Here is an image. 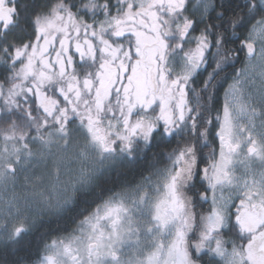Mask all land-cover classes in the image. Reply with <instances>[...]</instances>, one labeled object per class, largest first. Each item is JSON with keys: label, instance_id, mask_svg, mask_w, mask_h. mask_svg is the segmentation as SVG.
Wrapping results in <instances>:
<instances>
[{"label": "snow or ice", "instance_id": "6c2138e0", "mask_svg": "<svg viewBox=\"0 0 264 264\" xmlns=\"http://www.w3.org/2000/svg\"><path fill=\"white\" fill-rule=\"evenodd\" d=\"M0 249L264 264V0H0Z\"/></svg>", "mask_w": 264, "mask_h": 264}, {"label": "trees", "instance_id": "16d2710c", "mask_svg": "<svg viewBox=\"0 0 264 264\" xmlns=\"http://www.w3.org/2000/svg\"><path fill=\"white\" fill-rule=\"evenodd\" d=\"M21 4L28 3L30 0H19ZM115 175V173H113ZM64 221H58L56 219L49 220L45 217L43 220L39 221V225L34 231L26 235L19 244L20 251L18 255L24 256L29 253L35 252L36 245L41 237L47 239L55 236L63 227H66ZM7 257L9 260L13 259V256L10 252H6L3 249H0V258Z\"/></svg>", "mask_w": 264, "mask_h": 264}, {"label": "rangeland", "instance_id": "374dc122", "mask_svg": "<svg viewBox=\"0 0 264 264\" xmlns=\"http://www.w3.org/2000/svg\"><path fill=\"white\" fill-rule=\"evenodd\" d=\"M39 221H40V220H37V223H36V225H35V228L38 227V225H39ZM35 228H34V229H35Z\"/></svg>", "mask_w": 264, "mask_h": 264}]
</instances>
